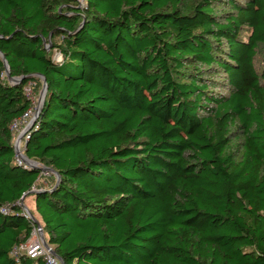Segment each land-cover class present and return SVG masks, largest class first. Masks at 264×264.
Instances as JSON below:
<instances>
[{
	"label": "trees",
	"instance_id": "1",
	"mask_svg": "<svg viewBox=\"0 0 264 264\" xmlns=\"http://www.w3.org/2000/svg\"><path fill=\"white\" fill-rule=\"evenodd\" d=\"M83 1L0 0V264L32 190L62 264H264V0Z\"/></svg>",
	"mask_w": 264,
	"mask_h": 264
},
{
	"label": "built area",
	"instance_id": "2",
	"mask_svg": "<svg viewBox=\"0 0 264 264\" xmlns=\"http://www.w3.org/2000/svg\"><path fill=\"white\" fill-rule=\"evenodd\" d=\"M27 96H31V89L28 87L25 89ZM37 105L33 103L32 107L29 108L20 118L14 120L10 126L13 136V147L16 145L15 158L18 164H23L28 167L21 159V154H24V147L27 140V130L32 117L36 111ZM22 148V149H21ZM20 158V159H19ZM5 211V210H4ZM25 212V211H24ZM26 214V212H25ZM27 217H29L26 214ZM45 236L43 229L39 223L33 224L31 237L26 244L14 248L12 255L17 257L19 254H25L31 258H42L46 264H60L59 260L53 255L51 246H45ZM47 243V242H46Z\"/></svg>",
	"mask_w": 264,
	"mask_h": 264
},
{
	"label": "rangeland",
	"instance_id": "3",
	"mask_svg": "<svg viewBox=\"0 0 264 264\" xmlns=\"http://www.w3.org/2000/svg\"><path fill=\"white\" fill-rule=\"evenodd\" d=\"M80 2V6H83L85 3L83 0H78ZM47 48L49 49L50 48V45L47 46ZM59 57L58 54L55 55V58ZM264 67V61L262 58L258 57L256 59V69L258 71H260V69ZM221 77H212L213 80H221L220 79ZM42 82V81H41ZM41 89H42V85L41 87L38 89V91L34 94V98H33V102L37 105L38 104V101H39V98H40V93H41ZM215 93L217 94H222V95H227V92L222 90V89H214ZM22 149V148H21ZM23 154V152H22ZM20 159V158H19ZM43 177L45 178H48L49 179V183L51 182V185L49 187L52 186V188L55 186L56 184V181H57V177L55 175V173L53 172H43ZM42 185L44 186V179L43 178H40L38 181H37V185ZM33 192L32 193H29L27 194L24 199H23V208L24 210L26 211V214L27 212L30 213L34 219L41 223L40 222V218L37 216L36 214V211H35V199H34V190H32ZM28 215V214H27ZM52 248V247H51ZM42 264H46L45 262H43Z\"/></svg>",
	"mask_w": 264,
	"mask_h": 264
},
{
	"label": "water",
	"instance_id": "4",
	"mask_svg": "<svg viewBox=\"0 0 264 264\" xmlns=\"http://www.w3.org/2000/svg\"><path fill=\"white\" fill-rule=\"evenodd\" d=\"M0 57H1V60H2V62H3V64H4V67H5V75L9 78V80H10L11 82H13V81H19L20 78H19V79H13V78L10 77V73H9V69H8V66H7L6 61H5V59L3 58L2 55H0ZM38 77H39V76H38ZM40 78H41V81H42V89H41V93H40V98H39V101H38L37 108H36V111H35V113H34V116L32 117V120H31V122H30V124H29L27 130L25 131V133H26L27 131H29V130L31 129V127L34 125V123H35V121H36V119H37V117H38L39 111H40V109L42 108L43 103H44L45 95H46V92H47V86H46L45 79H43L42 77H40ZM14 152H17V151H16V145L14 146ZM20 157H21V159L23 160V162H24L28 167H30V168H33V169H36V170H41L42 172H53V173H55V175H56V177H57V181H56L55 186L59 183V175H58V173H56V172L53 171L52 169H49V168H46V167H40L36 162L29 160L24 154H21ZM55 186H54V187H55ZM32 192H33V191H29L28 193H26V194L23 195L22 200H21V202H20V206L23 207V203H22V202H23L24 197H25L27 194L32 193ZM23 209H24V208H23ZM24 211H25V210H24ZM25 212H26V211H25ZM27 214H28L29 218H30L31 220H33V223H34V224H37V223H38L30 213L27 212ZM44 244H45V246L48 247V244L46 243V241H44ZM52 253H53V255L59 260L60 264H62L61 259H60V258L54 253L53 250H52Z\"/></svg>",
	"mask_w": 264,
	"mask_h": 264
}]
</instances>
